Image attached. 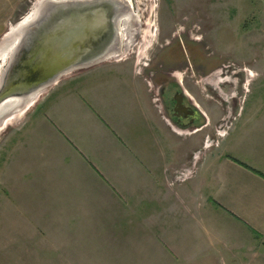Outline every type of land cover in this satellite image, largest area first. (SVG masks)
<instances>
[{"label": "crops", "instance_id": "0c3cea01", "mask_svg": "<svg viewBox=\"0 0 264 264\" xmlns=\"http://www.w3.org/2000/svg\"><path fill=\"white\" fill-rule=\"evenodd\" d=\"M74 79L4 141L6 201L29 243L68 248L69 264H264V98L229 102L218 146L202 153L135 68Z\"/></svg>", "mask_w": 264, "mask_h": 264}, {"label": "rangeland", "instance_id": "374dc122", "mask_svg": "<svg viewBox=\"0 0 264 264\" xmlns=\"http://www.w3.org/2000/svg\"><path fill=\"white\" fill-rule=\"evenodd\" d=\"M38 1L0 0V71L12 50L5 37L32 17ZM127 1L131 16L119 25V52L100 60L93 69L118 64L135 68L160 116L183 130L193 150L201 147L205 153L218 146L224 127L232 119L229 102H260L264 98L260 79L264 70V0ZM125 56V63H117ZM85 71L65 73L59 85H50L35 100L21 107L14 103L0 114V160L6 138L37 110L47 92L72 86L74 78ZM170 81L211 124L193 133L202 127L203 117L182 128L170 118L165 105L171 102H161L158 96V86ZM12 211L0 176V264H69L73 252L68 248H61L59 256L48 246L34 245V239L33 245L29 243V227L21 219H13Z\"/></svg>", "mask_w": 264, "mask_h": 264}, {"label": "water", "instance_id": "95a60500", "mask_svg": "<svg viewBox=\"0 0 264 264\" xmlns=\"http://www.w3.org/2000/svg\"><path fill=\"white\" fill-rule=\"evenodd\" d=\"M130 12L127 0L38 1L32 17L5 37L12 50L0 71V106L12 100L21 107L71 69L117 56L119 25Z\"/></svg>", "mask_w": 264, "mask_h": 264}, {"label": "flooded vegetation", "instance_id": "af4514ba", "mask_svg": "<svg viewBox=\"0 0 264 264\" xmlns=\"http://www.w3.org/2000/svg\"><path fill=\"white\" fill-rule=\"evenodd\" d=\"M99 61L90 65L86 66H79L76 68L71 69L69 72L74 71H80V70H89L92 69L94 66L98 65ZM176 85L174 83L167 82V85L161 84L158 86V96L161 102H171L170 105H165L166 112L169 113L170 118L177 123V125L182 126H193L195 123V118H192V116L189 114L187 109L185 107H191V103L188 98H186L185 94L179 89V87H175ZM167 91H170L169 93H166ZM168 94V97L166 95ZM194 109V108H193ZM187 116V118H184L186 120L183 121V118H180L179 116ZM202 118V115L199 114L198 121ZM204 120V119H203ZM201 124L200 126H202Z\"/></svg>", "mask_w": 264, "mask_h": 264}, {"label": "bare ground", "instance_id": "6f19581e", "mask_svg": "<svg viewBox=\"0 0 264 264\" xmlns=\"http://www.w3.org/2000/svg\"><path fill=\"white\" fill-rule=\"evenodd\" d=\"M12 45V44H10ZM7 47V46H6ZM7 49V48H6ZM14 103H17V101H8L7 104H5L4 106H0V114L3 113V111H5L6 109H8L10 106H12Z\"/></svg>", "mask_w": 264, "mask_h": 264}, {"label": "built area", "instance_id": "2783aa9c", "mask_svg": "<svg viewBox=\"0 0 264 264\" xmlns=\"http://www.w3.org/2000/svg\"><path fill=\"white\" fill-rule=\"evenodd\" d=\"M221 133H222V132H221ZM199 152H200V151H196V152H194L193 158H195ZM190 162H192V160H191ZM188 169H189V168H188ZM183 170H186V168L184 167V168L182 169V171H183ZM188 172H189V170H188L187 172H184V173L186 174V173H188Z\"/></svg>", "mask_w": 264, "mask_h": 264}]
</instances>
